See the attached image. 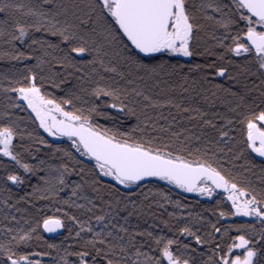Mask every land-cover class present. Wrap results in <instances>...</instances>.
Masks as SVG:
<instances>
[{
	"label": "snow or ice",
	"instance_id": "6c2138e0",
	"mask_svg": "<svg viewBox=\"0 0 264 264\" xmlns=\"http://www.w3.org/2000/svg\"><path fill=\"white\" fill-rule=\"evenodd\" d=\"M0 59V264H264V0H0ZM153 178L231 207L150 231L188 207Z\"/></svg>",
	"mask_w": 264,
	"mask_h": 264
},
{
	"label": "trees",
	"instance_id": "16d2710c",
	"mask_svg": "<svg viewBox=\"0 0 264 264\" xmlns=\"http://www.w3.org/2000/svg\"><path fill=\"white\" fill-rule=\"evenodd\" d=\"M157 59H160L159 56H157ZM164 59H170L173 63L176 62V60H179L180 63L183 64H191L193 62H199L202 63L203 62V58L202 57H190V59H183L180 57H168L167 55L164 56ZM20 67V64L18 62H13V61H9L6 59H0V72H6L8 70H11L12 72H14L16 70V68ZM185 71H187V69H185ZM177 82L178 78H174ZM216 83H225V86H227L224 78H214ZM179 93V90L177 89V94ZM184 95H188V94H184ZM177 98H179V95H177ZM115 111V110H112ZM169 111H172L173 115H175V110L174 109H164V113L165 115L168 114ZM20 115L25 116V123L28 124L29 129L35 127L34 125H31V122L27 120V114L26 113H20ZM177 119H179V116H177ZM100 123H104L105 121L101 118ZM23 127V125H22ZM39 134L44 136L46 140H48L51 143H56V144H61L62 146L65 145L66 143H68L66 140H53L51 139L47 133L43 132L42 129H39ZM33 149H39L38 152H36L35 154L38 155L40 158H45L46 154L50 153V149H48L45 146L42 145H38L35 144L33 145ZM86 159V158H85ZM4 162L7 163V158H4ZM28 162H32L35 163V161H28ZM54 162V161H53ZM237 164H243L244 161L240 160L238 162H236ZM226 167H229L230 165H228L227 163L225 164ZM239 170V169H237ZM21 174L22 175H26L22 172L21 170ZM43 173H41L42 175ZM106 179V178H105ZM109 180V179H106ZM110 181V180H109ZM31 183H36V177H32L31 178ZM148 183V182H146ZM153 183H155V185L159 188L164 189L165 191H169V195L171 196L172 200H180L184 205H187V209L184 208H176L174 205L172 204H164V202L161 200L160 203L164 204L163 208L157 207L155 205H153V212L155 213V217H145L146 219V223H144L143 221H141V227H148V230L152 231V230H156L159 231V229H163L165 233H168V229L164 227V225L161 223L162 220L168 219V213L169 212H176L177 215H179L181 212H194V213H203L206 217L210 218V219H215L214 217L211 216L210 212H205L204 210L207 208H212L214 206H216L217 201L220 202V208L222 210L228 211L231 207V205L225 200L224 197L222 196H218L214 199H201L197 196L194 195H190L187 193H184L178 189H176L175 187H173L172 185L167 184L164 181H158L155 180V178H153ZM149 187H151V184L148 185ZM121 190L124 191L125 189L121 186ZM26 191H31V188L28 187L27 185L25 186H21L19 189L17 188H13V192L17 193L18 195H23ZM132 192H136L135 188L131 189ZM4 199V194L0 193V238H2V229L4 224L8 223L7 221H4L3 219V215L9 211H12L14 213V209L13 210H9L7 208H5V206L3 205L2 201ZM11 203V201H10ZM46 202L44 201H36L35 202V208H30L29 211L30 213L35 216L36 215V209H41L42 206L45 204ZM20 207H24L23 204L20 205ZM41 214H52L51 211L47 208H44ZM19 218L20 214H16ZM133 220H135V218H133ZM245 221H247L248 223H251V219H244V218H233V217H225L221 220V223L223 224H235V223H244ZM183 223V221H181V224ZM155 225H159V228H155ZM149 226H153V227H149ZM169 235L171 233H168ZM235 234V233H234ZM41 235L43 236L44 240L48 241L49 243H60L61 241H64L65 243H70L71 241H65L64 238L68 235V231L67 228H64L61 232V234L57 235V236H51L48 235L47 233H45L42 229H41ZM181 239L184 242H189L191 240L190 237H181ZM194 244V241H192ZM40 250H47L46 246L43 244H40L38 247H36L34 249V251H40ZM54 254V253H53ZM35 259H42L44 261V264H48V262L50 261L51 257H34Z\"/></svg>",
	"mask_w": 264,
	"mask_h": 264
},
{
	"label": "rangeland",
	"instance_id": "374dc122",
	"mask_svg": "<svg viewBox=\"0 0 264 264\" xmlns=\"http://www.w3.org/2000/svg\"><path fill=\"white\" fill-rule=\"evenodd\" d=\"M174 57H180V58H183V59H190V57H182V56H174ZM51 139H53V140H58V141H61V140H66L67 141V139L66 138H54V137H50ZM106 179H109L110 180V178H106ZM165 182V181H164ZM173 187H175L174 185H172ZM123 187V186H122ZM176 188V187H175ZM176 189H178V190H180V191H182V192H184L182 189H179V188H176ZM184 193H187V192H184ZM187 194H190V195H194V196H197V197H199V198H201V199H209V200H211V199H214V198H216V197H218V196H222V197H224L225 198V196H224V193H223V190H217V192L216 193H214L213 194V197H206V196H200L198 193H187ZM226 200V199H225ZM227 201V200H226ZM230 205H231V202L230 201H227ZM233 218H244V219H250V218H245V217H233Z\"/></svg>",
	"mask_w": 264,
	"mask_h": 264
},
{
	"label": "water",
	"instance_id": "95a60500",
	"mask_svg": "<svg viewBox=\"0 0 264 264\" xmlns=\"http://www.w3.org/2000/svg\"><path fill=\"white\" fill-rule=\"evenodd\" d=\"M62 230L63 229H58L56 232H53V233H48V232H45V233H47L48 235H51V236H57V235L61 234Z\"/></svg>",
	"mask_w": 264,
	"mask_h": 264
}]
</instances>
